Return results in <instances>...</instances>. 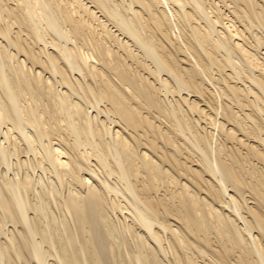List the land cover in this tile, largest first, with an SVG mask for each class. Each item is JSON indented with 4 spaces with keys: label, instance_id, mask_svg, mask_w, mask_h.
I'll return each mask as SVG.
<instances>
[{
    "label": "bare ground",
    "instance_id": "bare-ground-1",
    "mask_svg": "<svg viewBox=\"0 0 264 264\" xmlns=\"http://www.w3.org/2000/svg\"><path fill=\"white\" fill-rule=\"evenodd\" d=\"M0 264H264V0H0Z\"/></svg>",
    "mask_w": 264,
    "mask_h": 264
}]
</instances>
